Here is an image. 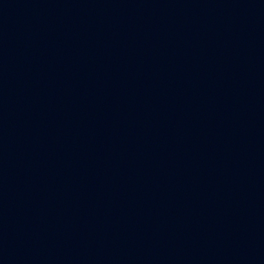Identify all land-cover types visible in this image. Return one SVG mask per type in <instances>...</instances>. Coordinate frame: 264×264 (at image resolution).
<instances>
[{
    "label": "water",
    "instance_id": "1",
    "mask_svg": "<svg viewBox=\"0 0 264 264\" xmlns=\"http://www.w3.org/2000/svg\"><path fill=\"white\" fill-rule=\"evenodd\" d=\"M0 264H264V90L1 114Z\"/></svg>",
    "mask_w": 264,
    "mask_h": 264
}]
</instances>
